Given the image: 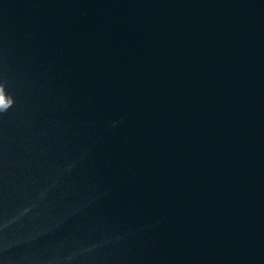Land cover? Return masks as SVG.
<instances>
[{
	"label": "water",
	"instance_id": "obj_1",
	"mask_svg": "<svg viewBox=\"0 0 264 264\" xmlns=\"http://www.w3.org/2000/svg\"><path fill=\"white\" fill-rule=\"evenodd\" d=\"M0 264H264V0H0Z\"/></svg>",
	"mask_w": 264,
	"mask_h": 264
},
{
	"label": "clouds",
	"instance_id": "obj_2",
	"mask_svg": "<svg viewBox=\"0 0 264 264\" xmlns=\"http://www.w3.org/2000/svg\"><path fill=\"white\" fill-rule=\"evenodd\" d=\"M8 109H2L0 110V113H4V112H7Z\"/></svg>",
	"mask_w": 264,
	"mask_h": 264
}]
</instances>
